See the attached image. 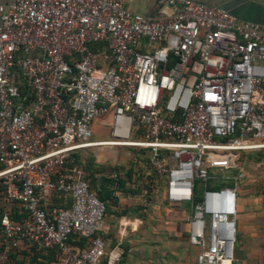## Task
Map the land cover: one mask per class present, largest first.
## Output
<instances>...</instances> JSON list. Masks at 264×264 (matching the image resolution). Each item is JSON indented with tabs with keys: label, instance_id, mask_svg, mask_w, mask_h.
Returning <instances> with one entry per match:
<instances>
[{
	"label": "built area",
	"instance_id": "2783aa9c",
	"mask_svg": "<svg viewBox=\"0 0 264 264\" xmlns=\"http://www.w3.org/2000/svg\"><path fill=\"white\" fill-rule=\"evenodd\" d=\"M132 1L0 0V182L26 212L3 214L0 264L22 246L121 263L78 158L111 146L94 140L105 118L111 142L148 149L167 200L192 205L197 263L233 264L242 155L264 151V29L199 0H156L155 15Z\"/></svg>",
	"mask_w": 264,
	"mask_h": 264
},
{
	"label": "crops",
	"instance_id": "0c3cea01",
	"mask_svg": "<svg viewBox=\"0 0 264 264\" xmlns=\"http://www.w3.org/2000/svg\"><path fill=\"white\" fill-rule=\"evenodd\" d=\"M199 1L222 6L240 19L255 22L264 29V0ZM129 7L145 15H155L158 11L156 0H133ZM106 121L109 119L96 121L95 132L102 129ZM86 150L80 155L86 180L95 189H104L103 193L111 195L106 198L107 210L102 235L110 247H119L123 252L120 264H198L197 249L189 242L192 205L171 204L166 198L165 186L155 179L149 168L143 169V175H135L133 180H128L127 175L117 169L109 168L107 174L101 173L100 159H91L93 164L89 168V159L84 156ZM118 175L125 181L127 191L119 188L118 182H107L102 186L104 177L115 179ZM259 184L246 178L240 185L237 238L243 257L242 264H253L255 253L264 257V195H257L259 191L255 188ZM47 202L63 203V200L51 195ZM6 212L11 213L15 219L26 217L22 204L9 200L2 193L0 213ZM1 239L0 235V247ZM51 264H60L59 258Z\"/></svg>",
	"mask_w": 264,
	"mask_h": 264
},
{
	"label": "rangeland",
	"instance_id": "374dc122",
	"mask_svg": "<svg viewBox=\"0 0 264 264\" xmlns=\"http://www.w3.org/2000/svg\"><path fill=\"white\" fill-rule=\"evenodd\" d=\"M94 140H111L110 122L106 121L103 128L97 130ZM117 145V144H107ZM85 157L92 160H101L102 167L99 168L101 173L107 174L109 168L117 169L121 173H126L130 169H134L137 176H142L149 164L147 163L148 153L143 148L119 145V146H99L93 147L85 151ZM241 166L247 173V179L255 180V184L260 183L257 195H264V151H250L242 155ZM259 181V182H257ZM241 187H239L240 190ZM240 195V191H239ZM188 204V203H187ZM235 260L233 264H242L243 257L239 249L238 238L235 244ZM253 264H264V257L255 253L253 256ZM29 258L20 255L12 261V264H28Z\"/></svg>",
	"mask_w": 264,
	"mask_h": 264
},
{
	"label": "trees",
	"instance_id": "16d2710c",
	"mask_svg": "<svg viewBox=\"0 0 264 264\" xmlns=\"http://www.w3.org/2000/svg\"><path fill=\"white\" fill-rule=\"evenodd\" d=\"M144 150H145V152L147 151V153H148V149H144ZM78 158L81 161L80 155H78ZM87 162H88L89 168H91L92 164H93L91 162V159L87 160ZM147 163L149 164V158L148 157H147ZM125 174L127 175L128 180H133L134 176L136 175V172L134 171V169H130ZM152 175H153V173H152ZM102 181H103L102 186L104 185V183H107V182H114V183L118 182L121 184V185L119 184L118 187L122 188L124 191H127L125 181H122V178L119 175H118V178H115V179H109L108 177H104V179ZM228 184H230V183L229 182H221V183L211 182L210 186L212 188H215V187H218L220 185H228ZM89 185H90L91 190L94 191L97 194V196L106 203V206H107L106 198L111 196V195L108 193H106V194L103 193L104 189L101 191L100 189H95L94 186L91 185L90 183H89ZM203 188L204 187H203L202 182L200 180H198L196 182V186H195V192H196L195 201H198L201 199L202 194H203ZM2 193H4L6 195L5 188L2 185V183L0 182V195ZM3 214L4 213H0V226H1V219H2ZM13 218L15 219V217H13ZM16 220L20 221L22 219H16ZM23 247H25V248H23ZM235 251H236V248H235ZM20 255H24V257L29 258L28 264H51L53 261H56L59 258V252L57 250L48 251L47 253H40L36 249L26 247V246H22L19 249H17L14 253H12L9 264H12V261L17 259Z\"/></svg>",
	"mask_w": 264,
	"mask_h": 264
},
{
	"label": "bare ground",
	"instance_id": "6f19581e",
	"mask_svg": "<svg viewBox=\"0 0 264 264\" xmlns=\"http://www.w3.org/2000/svg\"><path fill=\"white\" fill-rule=\"evenodd\" d=\"M107 142H111V141L109 140V141H107ZM115 144H117V145H125V144L130 145L131 143H115Z\"/></svg>",
	"mask_w": 264,
	"mask_h": 264
}]
</instances>
